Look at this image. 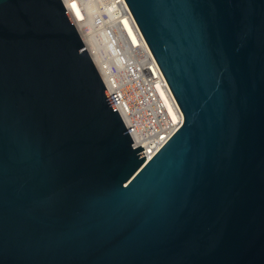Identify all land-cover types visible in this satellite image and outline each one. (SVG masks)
Masks as SVG:
<instances>
[{
    "label": "water",
    "instance_id": "obj_1",
    "mask_svg": "<svg viewBox=\"0 0 264 264\" xmlns=\"http://www.w3.org/2000/svg\"><path fill=\"white\" fill-rule=\"evenodd\" d=\"M183 121L145 162L62 0H0V264H264V0H125Z\"/></svg>",
    "mask_w": 264,
    "mask_h": 264
},
{
    "label": "built area",
    "instance_id": "obj_2",
    "mask_svg": "<svg viewBox=\"0 0 264 264\" xmlns=\"http://www.w3.org/2000/svg\"><path fill=\"white\" fill-rule=\"evenodd\" d=\"M92 1L99 6L101 21L90 29L85 22ZM62 2L129 132L132 146L143 147L139 153L143 152L140 156L145 155L147 162L180 127L183 113L126 1Z\"/></svg>",
    "mask_w": 264,
    "mask_h": 264
},
{
    "label": "bare ground",
    "instance_id": "obj_3",
    "mask_svg": "<svg viewBox=\"0 0 264 264\" xmlns=\"http://www.w3.org/2000/svg\"><path fill=\"white\" fill-rule=\"evenodd\" d=\"M74 5V4H73ZM75 7V6H74ZM88 18L87 21L85 22V25H87V27H90V29H92L93 27H95L96 25H100V13H99V6L97 5V3H95L94 1L88 3ZM75 13L77 14V16L80 14L78 13V11L75 10ZM102 32V30H99Z\"/></svg>",
    "mask_w": 264,
    "mask_h": 264
}]
</instances>
